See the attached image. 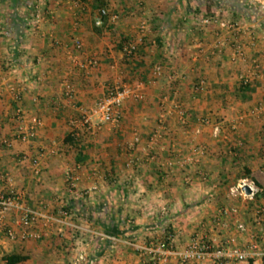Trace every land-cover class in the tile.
I'll return each mask as SVG.
<instances>
[{"label":"crops","instance_id":"obj_1","mask_svg":"<svg viewBox=\"0 0 264 264\" xmlns=\"http://www.w3.org/2000/svg\"><path fill=\"white\" fill-rule=\"evenodd\" d=\"M263 2L0 0V138L12 141L0 145V195L15 191L28 208L57 217L38 222L33 229L42 237L31 239L23 237L20 212L7 214L0 220V264L13 253L28 257L20 264H149L151 255L138 246L170 236L179 251L197 237L215 247L248 249L257 241L264 248V113H252L264 99ZM103 7L110 15L98 26ZM208 15L229 26L204 24ZM143 22L146 41L126 58L122 46ZM244 75H251L247 90ZM121 82L138 85L144 100L127 101L119 122L100 130L72 126ZM18 107L27 120H43L29 142L14 135ZM136 133L142 142L132 146ZM156 133L161 138L150 144ZM198 146L204 154L194 151ZM134 154L141 161L129 166ZM244 178L261 188L253 199L230 191ZM81 252L86 260L78 263Z\"/></svg>","mask_w":264,"mask_h":264},{"label":"built area","instance_id":"obj_2","mask_svg":"<svg viewBox=\"0 0 264 264\" xmlns=\"http://www.w3.org/2000/svg\"><path fill=\"white\" fill-rule=\"evenodd\" d=\"M264 8V2L262 3ZM110 12L108 8L103 7L99 10L98 18L96 24L101 26L104 23V18L109 16ZM35 22L38 23L42 20L41 13H37L35 16ZM111 19L116 21L119 19L118 14H112ZM217 23L221 27H228L229 24L224 19L219 18L218 16H205L203 18V23L208 25L211 23ZM149 33V25L147 22H143L140 25V30L137 37L134 40L127 41L122 46V52L125 57L134 56L140 49V47L145 43L146 38ZM76 46L81 48L83 43L80 39H76ZM237 56H243L244 50L240 47L235 51ZM93 63H97V60ZM154 73L156 75H161L162 66H157ZM173 78V76H172ZM241 80L244 84H249L251 82V75H244L241 77ZM16 86L12 87V91L15 93L16 99L20 100L21 94L20 89ZM200 89V88H199ZM145 95L140 90L138 85L134 86L128 83H116L111 85L103 99L98 101L96 105L89 109L82 110V116L79 120L73 119L71 121L72 126L77 127L80 122L85 126L89 131H96L103 128L105 124H115L120 120L121 109L123 105L129 101H141L144 100ZM181 119L183 124L188 123V116L186 111L181 110ZM252 113H264V99L262 105L256 107L252 110ZM17 114L20 119V125L15 131L14 135L17 139L23 142H29L36 137L38 129L43 125V120L38 116H32L28 120L24 117L22 107H18ZM97 119V123L95 122ZM244 116L239 118V121L243 120ZM203 124L211 123L210 118L202 119ZM236 122L235 124H237ZM221 125L215 124L213 126L214 136L219 137L221 134ZM161 138L160 133H156L155 136L151 139L150 144L155 145L158 140ZM142 138L136 133L132 146L141 144ZM6 145L10 147L12 141L7 138H0V145ZM204 146H198L195 148V152L198 154L205 153ZM141 161V157L137 154H134L133 157L128 161V165H134ZM34 164L39 167L40 161L35 160ZM172 165V161L169 162ZM184 164V162H182ZM38 171V168H37ZM66 179L70 186V189H74L77 186L76 178L74 177L73 171L68 170L66 172ZM248 185L252 189L251 194H247L244 190V186ZM92 190H96V187H93ZM233 193L242 195L246 198L253 199L257 193L261 191V188L257 183L249 178L242 179L238 185L231 189ZM11 212H20L21 214V225L23 227V237L31 239H39L42 237L41 233L34 230L33 227L40 221L53 222L57 220V217L46 212L39 210H33L28 208L24 203V198L20 193L15 191H10L0 195V220H2L7 214ZM62 216L69 217L71 215L70 211L67 209L62 210ZM241 230H244V225H240ZM4 228L0 226V231H3ZM6 232L8 236L12 239L18 237V233L13 228H7ZM174 238L172 236L167 239H160L157 241H151L145 245H139L138 248L145 253L151 255L149 264H171V258L177 257L179 259L178 264H235L238 262L249 261L256 256H260L264 259V248H260V244L255 241L248 249H242L236 246H219L215 247L212 241L202 238H194L191 243L187 245L183 250H174L172 244ZM86 255L84 252H81L79 255L78 263L85 261Z\"/></svg>","mask_w":264,"mask_h":264},{"label":"trees","instance_id":"obj_3","mask_svg":"<svg viewBox=\"0 0 264 264\" xmlns=\"http://www.w3.org/2000/svg\"><path fill=\"white\" fill-rule=\"evenodd\" d=\"M102 4L104 5V3H102ZM208 5H210V4H208ZM126 58H129V57H126ZM242 88L244 90H247V88H249V84H244L243 83ZM69 140H71V142L74 143V144L76 143V139L73 136H71V135H69ZM83 158H84V155H83V153H81L80 156L78 157V160L82 161ZM27 258H28L27 256L13 253V254L7 255L5 257V263L6 264H20L21 262L27 260ZM92 264H99V262L95 261Z\"/></svg>","mask_w":264,"mask_h":264},{"label":"water","instance_id":"obj_4","mask_svg":"<svg viewBox=\"0 0 264 264\" xmlns=\"http://www.w3.org/2000/svg\"><path fill=\"white\" fill-rule=\"evenodd\" d=\"M244 190H245V192H246L247 194H251V193H252V189H251V187L248 186V185H245V186H244Z\"/></svg>","mask_w":264,"mask_h":264},{"label":"rangeland","instance_id":"obj_5","mask_svg":"<svg viewBox=\"0 0 264 264\" xmlns=\"http://www.w3.org/2000/svg\"><path fill=\"white\" fill-rule=\"evenodd\" d=\"M232 192V190H230ZM164 239H167V238H164ZM263 259V258H262Z\"/></svg>","mask_w":264,"mask_h":264}]
</instances>
